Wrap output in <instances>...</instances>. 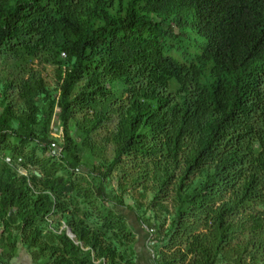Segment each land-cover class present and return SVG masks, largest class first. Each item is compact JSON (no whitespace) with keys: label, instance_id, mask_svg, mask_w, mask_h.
I'll use <instances>...</instances> for the list:
<instances>
[{"label":"trees","instance_id":"16d2710c","mask_svg":"<svg viewBox=\"0 0 264 264\" xmlns=\"http://www.w3.org/2000/svg\"><path fill=\"white\" fill-rule=\"evenodd\" d=\"M119 207L264 264V0H0V264H135Z\"/></svg>","mask_w":264,"mask_h":264},{"label":"crops","instance_id":"0c3cea01","mask_svg":"<svg viewBox=\"0 0 264 264\" xmlns=\"http://www.w3.org/2000/svg\"><path fill=\"white\" fill-rule=\"evenodd\" d=\"M133 228L136 235V244L134 245L135 264H154V252L150 246L149 230L138 220L136 214L132 211L119 207ZM13 264H36L32 254L25 248L20 247L18 256L14 259Z\"/></svg>","mask_w":264,"mask_h":264},{"label":"rangeland","instance_id":"374dc122","mask_svg":"<svg viewBox=\"0 0 264 264\" xmlns=\"http://www.w3.org/2000/svg\"><path fill=\"white\" fill-rule=\"evenodd\" d=\"M117 1L120 2L121 0H117ZM58 128H59V122L55 121L54 128H53V132H54L55 135L58 134Z\"/></svg>","mask_w":264,"mask_h":264},{"label":"water","instance_id":"95a60500","mask_svg":"<svg viewBox=\"0 0 264 264\" xmlns=\"http://www.w3.org/2000/svg\"><path fill=\"white\" fill-rule=\"evenodd\" d=\"M35 174H36L37 176H40V174H39L38 172H35Z\"/></svg>","mask_w":264,"mask_h":264}]
</instances>
